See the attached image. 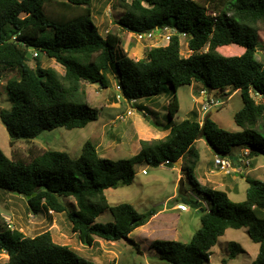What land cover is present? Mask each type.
I'll return each mask as SVG.
<instances>
[{
	"label": "trees",
	"instance_id": "trees-1",
	"mask_svg": "<svg viewBox=\"0 0 264 264\" xmlns=\"http://www.w3.org/2000/svg\"><path fill=\"white\" fill-rule=\"evenodd\" d=\"M91 1L0 0V67L20 70V77L7 82L13 105L0 110L12 143L31 140L45 130L83 128L97 121L101 110L87 101L83 82L107 88L110 72L127 100L154 99L170 84L168 114L172 121L180 109L177 90L181 85L198 82L224 94L239 90L243 107L235 121L242 129L228 131L211 116L203 121L186 118L169 123L171 129L164 138L142 139L138 153L116 160L103 157L90 139L77 158L51 149H31L27 157H9L0 148V190L26 197L33 213L44 209L66 212L73 232L86 246H93L97 237L133 241L131 232L159 210L139 212L128 202L112 205L105 190L131 184L137 164L174 167L181 159L182 169L209 199L210 208L198 198L186 197L201 208V227L189 242L154 240L151 246L160 262L202 264L209 261L212 248L228 228L247 227L260 246L252 264H264V180L247 176V198L234 201L225 190L201 186L194 174L200 161L196 143L201 138L218 154H229L236 145L249 148L248 157L264 152V62L257 58V52L264 50V0H120L125 11L117 23L123 30L147 32L158 26L178 30L168 45L152 47L140 59L118 53L123 43L119 33L100 34ZM212 2L214 10L210 9ZM181 33L187 35L193 50L188 57L181 54ZM232 44L244 51L236 55L220 52L222 46ZM30 47L39 51L38 56ZM41 52L64 66L65 73L45 67ZM31 57L35 67L29 64ZM64 197H73L77 208L69 209ZM108 209L114 220L97 222ZM0 250L8 254L4 264H100L57 243L50 231L32 237L6 227L0 231Z\"/></svg>",
	"mask_w": 264,
	"mask_h": 264
},
{
	"label": "rangeland",
	"instance_id": "rangeland-1",
	"mask_svg": "<svg viewBox=\"0 0 264 264\" xmlns=\"http://www.w3.org/2000/svg\"><path fill=\"white\" fill-rule=\"evenodd\" d=\"M91 9L93 21L98 26L100 34L106 36L111 30L110 32H117L122 36L123 43L118 47V53L121 55L128 54L134 59H140L150 48L164 45L159 40L138 42L130 32L120 28L117 19L125 11L120 0H92ZM210 9H216L213 2L210 3ZM57 12H60L59 9ZM11 28L7 25L6 31H10ZM187 41L186 37L181 36V54L186 57L190 55ZM29 50L32 53L34 49L30 47ZM243 51V47L237 44L220 48V52L225 55H236ZM257 58L264 62V50L257 52ZM41 60L45 67H54L59 73H65L64 66L44 52H41ZM29 64L33 67L36 65L32 57ZM108 75L111 85L107 88L99 83L83 82L87 101L101 110L97 121L90 122L83 128L58 127L45 130L31 140L20 139L12 143L11 136L0 118V148L9 157H27L31 149L34 151L51 149L66 151L77 158L81 154L83 144L90 139L97 145L102 156L107 152L105 150L107 148L109 151L106 156L116 160L129 158L135 154L132 145H126L128 142L125 144V141L130 138L137 139V133L142 124L152 129H155L158 124L156 130L163 133L164 130L161 128L164 129V126L169 123L172 125L186 118H198L203 121L205 117L211 116L220 127L228 131L242 129L235 121V114L243 107L239 90L232 93L227 91L228 93L224 94L221 91L207 89L198 82L181 85L177 90L180 109L172 121L168 114V102L173 93L170 84H167L162 93L153 100L140 99L132 103L123 97L117 99V94L120 93L117 78L114 72ZM13 77H20L19 68L0 67V110L11 109L13 105L7 89V82ZM203 89H206L212 98L223 101L214 112L204 111L201 108L205 102L201 93ZM140 105L143 107L140 108ZM130 108H133L134 114L126 116L124 120L122 117ZM139 108L145 109L148 114L144 115ZM122 127L126 129L121 131ZM112 128L121 132L115 133ZM143 139L159 138L144 137ZM196 145L200 151V161L194 168V174L201 186L225 190L232 200L243 201L247 198L249 186L246 177L264 180V152L258 151L259 154L247 157L245 148L239 145L234 146L229 154H221L224 157L234 155L235 162L231 171L225 173L216 167L215 158L218 153L206 140H198ZM241 157H244V162L238 161ZM246 159L249 160V164L245 163ZM187 164L188 162L185 161V165ZM183 165V160L174 167L165 163L159 166H153L147 162L137 164L134 166L135 177L131 184L105 190L108 201L112 205L128 202L133 204L139 212H146L152 208L160 210L153 221L132 231L129 237L133 241L124 239L109 241L97 237L93 246H86L73 232L72 223L66 212L57 213L44 209L39 214L33 213L29 209L26 197L5 189L0 190V231L5 229L8 223L12 225V230H20L25 236L33 237L50 231L57 243L67 244L81 256L100 264H163L158 259L157 250L151 246L154 240L189 242L201 227V208L193 206L186 197L198 198L203 205L210 208L209 199H206L198 187L192 183L188 171L182 169ZM144 168L147 169L146 174L141 172ZM182 179H184V191L180 192ZM64 201L69 209L77 208V202L73 197H64ZM181 203L187 206L186 210L178 207ZM113 220L114 217L109 209L96 219L100 223ZM136 243L140 245L139 249ZM233 243L236 245L233 246ZM259 248V244L249 236L247 227L228 228L212 248L209 261H204L202 264H252L259 253ZM233 250H235V256H231ZM7 260L8 254L0 250V264H4Z\"/></svg>",
	"mask_w": 264,
	"mask_h": 264
},
{
	"label": "built area",
	"instance_id": "built-area-1",
	"mask_svg": "<svg viewBox=\"0 0 264 264\" xmlns=\"http://www.w3.org/2000/svg\"><path fill=\"white\" fill-rule=\"evenodd\" d=\"M178 34V30L175 27H170V26H165V27H161L158 26L152 30H149L147 32H138V33H132L131 35H133V37L138 41V42H144V41H154V40H159L162 41L164 43L163 46H166L170 43V41L172 40L173 35ZM186 37L187 35L185 33H181L180 37ZM187 45H188V41H187ZM156 47V46H155ZM207 48L204 49V51H206ZM188 50L190 52V54L193 53V50H191L188 46ZM33 55L34 56H38L39 51L38 50H33ZM118 90L121 91L120 86H118ZM202 95L204 97L205 102L202 104V110L204 111H208L211 110L215 107H217L218 105L222 104L223 101L219 100V99H214L211 96H209L208 91L206 89L202 90ZM121 97H123V95H121V92L117 94V99H121ZM124 98V97H123ZM125 99V98H124ZM132 103L136 102V100H130ZM142 113H144V115H147V111L145 109L140 110ZM134 114V110L133 108H130L129 110H127V113L125 114V116H123L122 118L125 120L126 116H131ZM240 162H244V157L239 158ZM234 159L230 158V157H224L221 156V154H217L216 158H215V165L216 167H218L219 169H221L222 171H224L225 173H230L231 168L234 164ZM246 164H249V160L246 159L245 160ZM141 172L143 174L147 173V169H142ZM180 209L182 210H186L187 206L183 203L179 204L178 206ZM50 212H53L54 210H49ZM8 228L12 229V225L10 223H8Z\"/></svg>",
	"mask_w": 264,
	"mask_h": 264
},
{
	"label": "crops",
	"instance_id": "crops-1",
	"mask_svg": "<svg viewBox=\"0 0 264 264\" xmlns=\"http://www.w3.org/2000/svg\"><path fill=\"white\" fill-rule=\"evenodd\" d=\"M111 31V30H110ZM109 31V32H110ZM108 32V33H109ZM130 34H131V32H130ZM195 83V82H194ZM140 100V99H139ZM150 100H153V99H150ZM116 104H118L117 102H116ZM215 111V109H213L212 110V112H214ZM160 125V124H159ZM157 126H158V124H157ZM156 126V128L155 129H152L151 127H148V126H146L145 124H142L140 127V131L137 133V135H138V137H137V139L135 138H130L129 140L128 139H126V141H125V144L126 145H128V146H130V145H132V147H133V151L135 152V154L136 153H138L139 151H140V149H141V144H140V140L141 139H143L144 137H149V138H164L167 134H169V132H170V129L171 128H167V126H168V124L167 125H165L164 126V129L163 128H161L162 130H164V132L163 133H159L158 132V130H156V129H158V127ZM113 129V132H121L123 129L125 130L126 129V127H122L121 128V131L120 130H117V129H115L114 130V128H112ZM112 132V131H111ZM136 136V135H135ZM151 136V137H150ZM118 138H119V135H118ZM203 138H201V139H199V140H202ZM205 140V139H204ZM111 146V144L109 145V147ZM243 148H245V147H243ZM99 150V149H98ZM105 150L107 151L106 153H103V157H108V156H106L107 155V153H108V149L107 148H105ZM245 150H247V151H249L250 149L249 148H245ZM244 150V151H245ZM232 156H234V155H232ZM237 156V155H236ZM250 165H251V163H250ZM160 211V210H159ZM159 213V212H158ZM158 213L157 214H155L151 219H150V221L149 222H151V221H153L154 220V218L158 215ZM148 222V223H149ZM147 223V224H148ZM146 225V224H145ZM131 234H132V232H131ZM130 234V235H131ZM96 241H97V238H96ZM96 241H95V243H96ZM94 243V244H95ZM4 252V251H3ZM158 254V253H157ZM94 261V260H93ZM104 264V263H103Z\"/></svg>",
	"mask_w": 264,
	"mask_h": 264
},
{
	"label": "water",
	"instance_id": "water-1",
	"mask_svg": "<svg viewBox=\"0 0 264 264\" xmlns=\"http://www.w3.org/2000/svg\"><path fill=\"white\" fill-rule=\"evenodd\" d=\"M14 38H12L11 40H13ZM178 163H181V159L180 160H178L177 162H176V165L178 166ZM179 165H181V164H179ZM184 191V179H182L181 181H180V192H183Z\"/></svg>",
	"mask_w": 264,
	"mask_h": 264
},
{
	"label": "clouds",
	"instance_id": "clouds-1",
	"mask_svg": "<svg viewBox=\"0 0 264 264\" xmlns=\"http://www.w3.org/2000/svg\"><path fill=\"white\" fill-rule=\"evenodd\" d=\"M215 91H220V90H215ZM227 92V91H226ZM228 93V92H227ZM213 109H215L216 110V107L215 108H213ZM213 109H211V110H213ZM245 154L247 155V157H248V154H249V151H247V150H245ZM244 154V155H245ZM230 158H232V159H234V157L233 156H230ZM7 227H8V225H7Z\"/></svg>",
	"mask_w": 264,
	"mask_h": 264
}]
</instances>
